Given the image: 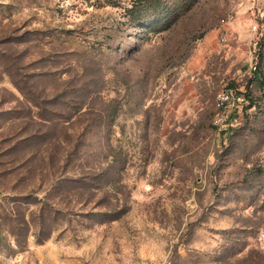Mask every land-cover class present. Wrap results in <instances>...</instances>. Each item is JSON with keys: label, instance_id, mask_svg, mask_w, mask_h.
I'll return each mask as SVG.
<instances>
[{"label": "rangeland", "instance_id": "rangeland-1", "mask_svg": "<svg viewBox=\"0 0 264 264\" xmlns=\"http://www.w3.org/2000/svg\"><path fill=\"white\" fill-rule=\"evenodd\" d=\"M133 1L0 0V264H264V0Z\"/></svg>", "mask_w": 264, "mask_h": 264}, {"label": "trees", "instance_id": "trees-1", "mask_svg": "<svg viewBox=\"0 0 264 264\" xmlns=\"http://www.w3.org/2000/svg\"><path fill=\"white\" fill-rule=\"evenodd\" d=\"M168 3L169 5L166 0H134L131 5V14L129 17L133 19L143 18L144 23H152L153 25L162 24L180 6L178 3L175 4L174 0H168ZM140 13L143 14L141 15ZM257 66L259 67V64Z\"/></svg>", "mask_w": 264, "mask_h": 264}, {"label": "built area", "instance_id": "built-area-1", "mask_svg": "<svg viewBox=\"0 0 264 264\" xmlns=\"http://www.w3.org/2000/svg\"><path fill=\"white\" fill-rule=\"evenodd\" d=\"M227 98V94L224 92V91H220L218 94H217V100H218V104H222L223 103V100Z\"/></svg>", "mask_w": 264, "mask_h": 264}]
</instances>
